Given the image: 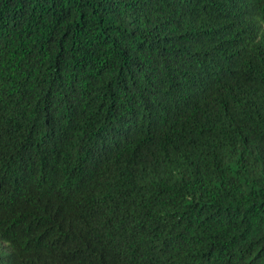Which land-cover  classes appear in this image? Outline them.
<instances>
[{
    "label": "trees",
    "instance_id": "1",
    "mask_svg": "<svg viewBox=\"0 0 264 264\" xmlns=\"http://www.w3.org/2000/svg\"><path fill=\"white\" fill-rule=\"evenodd\" d=\"M0 264H264V0H0Z\"/></svg>",
    "mask_w": 264,
    "mask_h": 264
}]
</instances>
